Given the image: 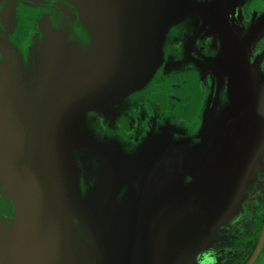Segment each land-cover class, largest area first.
Instances as JSON below:
<instances>
[{"label": "water", "instance_id": "water-1", "mask_svg": "<svg viewBox=\"0 0 264 264\" xmlns=\"http://www.w3.org/2000/svg\"><path fill=\"white\" fill-rule=\"evenodd\" d=\"M226 2L0 9V264H194L237 220L264 152V0H239L218 81L195 44Z\"/></svg>", "mask_w": 264, "mask_h": 264}, {"label": "flooded vegetation", "instance_id": "flooded-vegetation-1", "mask_svg": "<svg viewBox=\"0 0 264 264\" xmlns=\"http://www.w3.org/2000/svg\"><path fill=\"white\" fill-rule=\"evenodd\" d=\"M23 3L33 6L36 11L51 10L61 17L63 14L60 10L63 8L67 9L69 15L73 14L70 11L72 10L70 0H0V9L16 7V14H19ZM245 11L247 16L249 3L244 6L239 0H227L224 7L217 12V25L213 23L195 44L203 47L205 56H214L217 53L218 81L229 63L232 52L231 41L238 36L241 28V12L245 15ZM31 17L30 14L26 15V19ZM17 18L20 21L19 15ZM66 21L71 22L69 16ZM215 29H217L216 38L213 35ZM0 31L3 32L1 25ZM8 38L11 40V37ZM13 44L18 46L17 43ZM189 59L203 68L204 63L200 59L192 56H189ZM10 62L13 65L11 59ZM195 129L193 125L185 132L186 142H193L189 136ZM187 181H190V178H187ZM191 191L192 195L183 210L190 218L199 219L203 217L201 199L195 185L192 186ZM194 264H264V152L252 169L251 186L241 202L239 217L233 223L217 225L212 234L201 243Z\"/></svg>", "mask_w": 264, "mask_h": 264}]
</instances>
